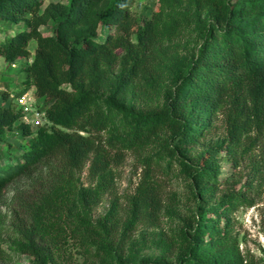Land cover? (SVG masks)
Wrapping results in <instances>:
<instances>
[{
	"label": "trees",
	"instance_id": "obj_1",
	"mask_svg": "<svg viewBox=\"0 0 264 264\" xmlns=\"http://www.w3.org/2000/svg\"><path fill=\"white\" fill-rule=\"evenodd\" d=\"M133 2L68 0L44 8V0H0V22L26 25L0 40V57H4L6 64L29 58L30 44L37 43L32 62L23 68L26 87L16 97L35 87L40 109L47 114V122L33 128L22 121L23 112L15 99L12 103L9 93H3L0 135L19 131L26 143L23 153L14 161H6L5 153L0 151V194L21 177L33 179L32 191L19 192L15 203L27 218V222L18 225V246L36 264H59L62 217L80 221L79 230L82 219H76L75 201L79 196L88 204L97 200L96 192L91 190L80 189L76 195V173L85 168L91 154L95 155L90 167L93 177L103 179L111 167L101 146L82 132L106 130L122 116L132 124L128 133L116 139L125 148L148 145L165 126L187 143L201 132L181 128L188 100H201L213 108L226 104L233 92L235 101L241 93L244 100L236 101L230 114V144L240 145L243 133L264 132V0H194L201 9L215 8V20L202 34V43L188 67L177 72L181 79L176 80L167 95L170 111L154 116L136 112L125 100L135 81H156L160 67L155 66L152 56L124 57L125 71L120 79L110 69H104L105 63L112 60L118 39L110 35L103 40L100 29L112 25L127 29L132 21ZM176 8L177 4L170 5L172 11L163 26L171 34L187 24L186 15ZM159 15L156 13L153 20L147 21V34H154L159 30L158 24L165 23ZM46 24L51 25L49 36L41 31ZM218 157L219 153L211 150L203 160L210 164ZM40 165H45L47 172L35 178L33 174ZM183 166L192 169L186 162ZM213 175L214 171L203 170L195 176L196 182H213L217 180ZM144 194V202L156 216L161 211L160 198L149 189ZM217 206L199 213L197 232L204 235L212 229L221 234L217 219L227 216V210L226 206ZM64 210L67 212L63 215ZM83 231L80 237L94 240L88 227ZM194 246H199L198 240Z\"/></svg>",
	"mask_w": 264,
	"mask_h": 264
},
{
	"label": "rangeland",
	"instance_id": "obj_2",
	"mask_svg": "<svg viewBox=\"0 0 264 264\" xmlns=\"http://www.w3.org/2000/svg\"><path fill=\"white\" fill-rule=\"evenodd\" d=\"M59 1L68 2L44 0V8ZM171 4H177L176 11L187 19V24L172 34L163 27L172 11ZM216 12L213 7L199 8L194 0H134L132 21L127 29L116 25L101 27L103 40L110 35L118 39L112 60L104 65L114 77L120 79L124 74V57L149 55L155 59V66L160 67L154 83L137 80L127 98L121 99L125 98L129 107L146 116L168 113V92L181 79L177 72L185 71L198 52L202 34L215 20ZM156 13L161 14L165 23L158 24L159 30L154 34H147L144 27ZM25 27L24 23L0 22V40ZM41 31L44 36L51 35V25H43ZM36 47L33 41L29 46L31 56L15 61L16 68L0 57V104H4L6 91L9 101L14 103V97L26 87L23 68L32 62ZM29 92L34 94L35 87ZM241 95L237 102H243ZM230 96L226 104L213 108L201 100H188L181 128L201 132L187 143L165 126L148 145L125 148L116 139L128 133L132 124L122 116L114 121L115 128L82 132L101 146L111 167L103 179L93 177L90 167L95 155L91 154L85 168L76 173L73 185L76 195L80 189L91 190L96 192L97 200L88 204L79 196L75 201L76 219H82L79 230L80 221L70 216L61 218L64 221L58 263L264 264V132L243 133L240 145L230 144V114L237 104L235 93ZM25 143L19 131L0 135V151L5 153L6 161L20 156ZM211 150L219 153V157L207 164L204 155ZM185 162L192 166L191 170L183 166ZM208 169L214 171L217 180L196 182L195 176ZM46 172L45 165H40L33 177ZM32 184L33 179L24 176L0 194V264H36L17 243L18 225L27 222V218L16 209L15 198L19 192L32 191ZM148 189L161 200V211L156 216L143 200ZM217 205L226 206L227 210V216L217 219L221 234L212 229L200 234L199 213ZM66 212L62 211L63 215ZM87 227L93 234L91 242L80 237ZM196 240L199 246H194Z\"/></svg>",
	"mask_w": 264,
	"mask_h": 264
},
{
	"label": "built area",
	"instance_id": "obj_3",
	"mask_svg": "<svg viewBox=\"0 0 264 264\" xmlns=\"http://www.w3.org/2000/svg\"><path fill=\"white\" fill-rule=\"evenodd\" d=\"M12 66L15 68L17 65L13 64ZM14 99L23 112L22 121L25 124L37 128L47 122V114L44 110L40 109L39 99H37L35 93L27 91L21 96L14 97Z\"/></svg>",
	"mask_w": 264,
	"mask_h": 264
}]
</instances>
